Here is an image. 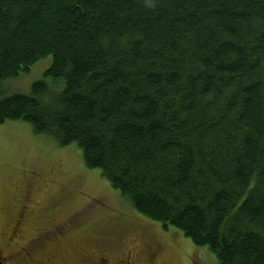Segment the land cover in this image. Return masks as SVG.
Returning a JSON list of instances; mask_svg holds the SVG:
<instances>
[{
  "label": "trees",
  "instance_id": "trees-1",
  "mask_svg": "<svg viewBox=\"0 0 264 264\" xmlns=\"http://www.w3.org/2000/svg\"><path fill=\"white\" fill-rule=\"evenodd\" d=\"M0 98L218 264H264V0H0ZM51 85V86H50Z\"/></svg>",
  "mask_w": 264,
  "mask_h": 264
},
{
  "label": "rangeland",
  "instance_id": "rangeland-1",
  "mask_svg": "<svg viewBox=\"0 0 264 264\" xmlns=\"http://www.w3.org/2000/svg\"><path fill=\"white\" fill-rule=\"evenodd\" d=\"M50 65L51 58L44 59L34 65L29 73L5 82L0 98L27 94L31 85L43 78ZM117 197L118 194L99 171L84 166L76 144L59 148L52 140L35 135L31 127L22 122L0 125V220L23 208L40 216L56 214V218L61 220L82 208L92 228L97 223L98 232L102 235L119 237L133 229L127 228L126 213L121 210L125 203L118 206ZM97 201L105 203L106 208L103 209ZM128 210L138 216L130 206ZM158 231L161 232L159 227ZM153 233L155 237L151 244L152 247L156 244L160 247V251H155V258L160 263L218 264L206 249L192 248L176 232L180 239L174 233L167 236L168 241L172 240L170 246ZM173 250L178 260L168 255Z\"/></svg>",
  "mask_w": 264,
  "mask_h": 264
},
{
  "label": "flooded vegetation",
  "instance_id": "flooded-vegetation-1",
  "mask_svg": "<svg viewBox=\"0 0 264 264\" xmlns=\"http://www.w3.org/2000/svg\"><path fill=\"white\" fill-rule=\"evenodd\" d=\"M116 200L122 205L120 198ZM128 208L125 203L121 210L126 213L127 228L133 230L119 237L102 235L97 223L95 231L82 208L61 220L56 214L40 216L25 208L9 213L0 220V264H168L156 260L160 247H152L151 240L154 231L170 246L167 236L172 232L158 231L159 226L131 214ZM168 255L178 260L174 250Z\"/></svg>",
  "mask_w": 264,
  "mask_h": 264
}]
</instances>
